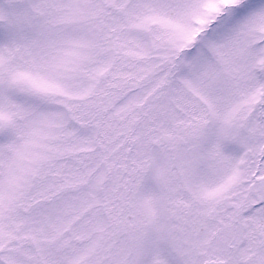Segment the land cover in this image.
Segmentation results:
<instances>
[{
    "label": "snow or ice",
    "instance_id": "obj_1",
    "mask_svg": "<svg viewBox=\"0 0 264 264\" xmlns=\"http://www.w3.org/2000/svg\"><path fill=\"white\" fill-rule=\"evenodd\" d=\"M0 264H264V0H0Z\"/></svg>",
    "mask_w": 264,
    "mask_h": 264
}]
</instances>
